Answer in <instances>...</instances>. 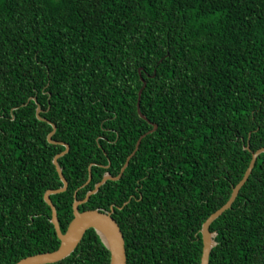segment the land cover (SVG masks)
<instances>
[{
  "label": "trees",
  "instance_id": "trees-1",
  "mask_svg": "<svg viewBox=\"0 0 264 264\" xmlns=\"http://www.w3.org/2000/svg\"><path fill=\"white\" fill-rule=\"evenodd\" d=\"M38 106L69 145L63 232L144 135L79 210L114 206L127 264H201L203 222L264 147V0H0V264L60 245L44 193L65 146ZM210 230L209 264H264V152ZM47 264L110 252L89 228Z\"/></svg>",
  "mask_w": 264,
  "mask_h": 264
},
{
  "label": "water",
  "instance_id": "water-1",
  "mask_svg": "<svg viewBox=\"0 0 264 264\" xmlns=\"http://www.w3.org/2000/svg\"><path fill=\"white\" fill-rule=\"evenodd\" d=\"M143 80V79H142ZM143 83L145 85V81L143 80ZM142 89H140L138 93V102H137V111L139 115L146 119V116L141 112L140 110V96H141ZM42 111L41 107L38 106L36 109L37 117L40 120L48 121L52 125V131L48 134V140L52 143L62 144L65 146V150L56 154L53 163L55 164L56 170L58 172V175L63 183V185L56 189H48L44 193V199L51 207V222L54 224L57 236L60 240V245L57 249L53 251H47L42 253H36L33 255L26 256L24 258H21L19 261H17L15 264H47V263H54L59 260L64 259L68 255H70L74 249L77 247L81 239L83 238L85 232L89 228H94L96 233L101 238L102 242L104 243L105 247L110 252V264H127L126 263V248H125V239L123 232L120 228L119 223L116 221V219L112 216V213L114 211V206L112 205L110 210H103L99 208H93V209H85V210H79V205L86 202L90 195L96 193L101 185H103L107 180H117L120 178L121 174L123 173L124 169L128 165V162L131 158V156L135 153V151L138 149L139 143L141 141V138L144 136L142 135L135 146L134 151L127 157L124 165L122 166L120 173L117 176H113L112 174L106 172L103 175V178L95 184V187L92 190H89L85 197L83 199H77L74 198L73 201V218L69 222L66 230L63 232L61 230V226L59 223V219L57 216V210L55 205L53 204L50 195L58 192H62L66 190L68 186V182L66 178L63 175L62 168L60 167L58 163V158L65 154L68 149L69 145L66 142L63 141H56L52 140V136L55 133L56 125L52 122H50L48 119L40 116V112ZM153 128L149 130V132L154 131L157 128V125L155 123H152ZM247 148H249L247 146ZM264 152V147H260L257 150L252 152V157L249 162V165L247 169L244 172L243 177L239 180V182L233 187L231 195L229 199L224 203L221 207H219L217 210H215L213 213H211L207 219L203 222L202 227L200 229L203 247H202V255H201V264H209V256L212 248L217 244V241L215 240V237L217 235L216 231L210 230L211 223L218 218L224 211L229 209L232 206V203L236 199L240 188L243 186V184L248 179L254 165L256 162V159L260 153ZM90 169V166H89ZM91 174L89 172V178L87 182L90 180ZM86 182V183H87ZM85 183V184H86ZM76 196V193L74 194Z\"/></svg>",
  "mask_w": 264,
  "mask_h": 264
}]
</instances>
